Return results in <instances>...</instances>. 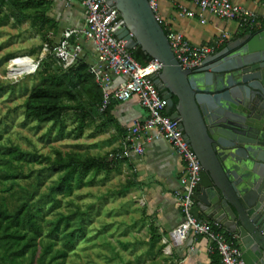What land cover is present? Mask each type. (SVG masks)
Returning <instances> with one entry per match:
<instances>
[{
	"label": "water",
	"instance_id": "1",
	"mask_svg": "<svg viewBox=\"0 0 264 264\" xmlns=\"http://www.w3.org/2000/svg\"><path fill=\"white\" fill-rule=\"evenodd\" d=\"M114 34L161 63L155 84L179 119L202 170L195 200L236 235L246 264H264V28L183 68L148 0H107Z\"/></svg>",
	"mask_w": 264,
	"mask_h": 264
},
{
	"label": "trees",
	"instance_id": "2",
	"mask_svg": "<svg viewBox=\"0 0 264 264\" xmlns=\"http://www.w3.org/2000/svg\"><path fill=\"white\" fill-rule=\"evenodd\" d=\"M48 10L49 5L45 0H0V26L8 21L21 24L29 20L30 26L37 29L43 39L37 46V52L41 53L45 43L49 48L55 44L53 36L58 29L55 20L48 16ZM164 30L167 31L165 28ZM246 31L242 29L240 34ZM255 31L257 30H251ZM131 52L140 64H145L151 59L140 47ZM13 56L7 55L4 61ZM38 59V66L44 63L45 68L37 71L39 81L25 91L22 103L25 119L33 118L39 123H51L56 127L57 140L70 134L64 130L68 114L76 118V136L82 134L84 128L93 123L98 115L102 118L101 126L107 124L108 119L104 117L117 101L113 100L103 112L99 111L102 92L89 73V64L85 58L79 57L67 67H63L51 51ZM173 100L172 111L175 110L176 95ZM6 151L10 152V148L6 147ZM115 151L116 149L93 155L78 151L62 153L57 150L56 156L52 158L37 151L17 148L15 153L20 159L29 162L47 161V166L38 169V175L47 169L50 172H59V177L43 192H40L41 188H1V191L7 193L0 194V264H64L78 240L86 234L82 210L76 205V210L68 213L58 212V215L51 219H47L45 215L60 206L58 195L71 193L74 182L80 185L88 175L99 172H105V175L113 171L120 172L121 164L127 158H110L109 154ZM27 176L5 171L0 174L3 180L14 181ZM90 181L91 179L88 182ZM40 182L41 178L38 176L36 186L41 185ZM118 190L120 193L128 191L127 182ZM148 242V264H162L158 261L162 248L161 234L151 231Z\"/></svg>",
	"mask_w": 264,
	"mask_h": 264
},
{
	"label": "rangeland",
	"instance_id": "3",
	"mask_svg": "<svg viewBox=\"0 0 264 264\" xmlns=\"http://www.w3.org/2000/svg\"><path fill=\"white\" fill-rule=\"evenodd\" d=\"M42 41L41 35L30 26L29 20L21 24L8 21L0 26V174L5 171L28 175L15 181L0 178V194L5 195L7 192L1 191V188L8 186L41 188L40 192H43L59 177V172L47 169L38 175V169L47 166V161L29 162L20 159L15 153L17 148L37 151L52 158L56 156L57 150L62 153L78 151L93 155L103 154L107 150L93 127L79 136L75 135L77 121L72 114L66 116L64 129L70 134L61 140L55 139L56 127L51 123L25 119L22 107L25 91L39 81L37 71L45 68L42 63L33 70L31 63L33 60L34 64H39L38 58L43 53L37 52V46ZM7 55L14 56L4 61ZM6 147L10 148V152L6 151ZM38 176L41 185L36 186ZM123 181V174L105 175V172H99L88 175L80 185L74 182L71 193L58 195L60 206L47 212L45 217L51 219L58 212H71L78 205L82 210L86 230L85 236L78 240L64 264L149 263L148 228L137 219L138 201L130 198L128 191L119 192ZM158 261H162L161 256Z\"/></svg>",
	"mask_w": 264,
	"mask_h": 264
},
{
	"label": "built area",
	"instance_id": "4",
	"mask_svg": "<svg viewBox=\"0 0 264 264\" xmlns=\"http://www.w3.org/2000/svg\"><path fill=\"white\" fill-rule=\"evenodd\" d=\"M193 1L199 8L201 21H204L203 13L209 12L220 18L235 21L239 30L246 29L251 32L264 26L255 10L233 0ZM79 2L84 9L85 26L81 30L70 28L65 31L62 38L51 48L45 43L41 53L44 56L46 52L51 51L63 67H67L73 64L82 52L81 43L74 42L71 37L81 35L92 41L97 51V61L88 65V71L102 92L99 111L103 112L113 100L122 101L133 96L138 98L146 110L144 118L133 120L121 149L111 153L110 157L122 158L129 157L132 153L142 154L146 141L159 138L166 140L183 162L181 188L177 194L182 219L169 231L172 240L179 243L190 234L201 236L208 240L209 251L219 255L218 264H246L236 244L235 234L227 232L218 222L200 218L193 212L196 203L195 192L201 178L202 167L195 151L184 136V131L178 127L179 119L171 116L173 112L171 108L167 111V99L155 84V76L160 72L161 63L151 58L147 63L140 64L133 58L131 52L133 49L128 48L125 41L114 34L115 28L120 24L119 11L115 6L109 5L107 0H79ZM148 2L155 12L158 1L148 0ZM177 12L180 16L195 14L183 4L178 6ZM166 30L175 58L186 69L200 66L203 58L215 53L228 35V32H221L211 43L195 44L179 31ZM31 63L35 70L38 64H34L33 60ZM112 75H123L125 80L112 87Z\"/></svg>",
	"mask_w": 264,
	"mask_h": 264
},
{
	"label": "crops",
	"instance_id": "5",
	"mask_svg": "<svg viewBox=\"0 0 264 264\" xmlns=\"http://www.w3.org/2000/svg\"><path fill=\"white\" fill-rule=\"evenodd\" d=\"M45 1L49 5L48 16L53 18L58 26L57 33L53 36L55 44L62 38L65 31L70 28L81 30L85 26L84 9L79 0ZM157 1L155 13L163 27L183 33L192 43H211L221 32H228L215 53L228 44H234L233 47H237L235 42L249 32L246 31L241 35L242 30L238 29L235 21L220 18L209 12L203 13L204 21H201L198 14L199 8L193 0ZM233 1L255 10L264 23V0ZM180 4L189 7L195 14L180 16L177 12ZM71 40L81 43L80 57L85 58L88 64L97 61V51L91 40L81 35L80 37L73 35ZM124 80L123 75H112L111 86L115 87ZM145 116V108L138 98L133 96L112 105L104 117L108 119L106 125L101 126L102 118L98 115L93 123L84 128V132L91 127L95 128L96 136L102 139L103 146L108 151L118 150L121 149L133 120ZM107 150L105 153H108ZM126 158L121 164L120 172L113 171L112 175L123 174L122 185L127 182L130 198L138 201L137 219L147 226L149 236L151 231L161 234L162 264L165 262L167 264H218L219 255L209 251V242L204 237L190 234L182 242L175 243L169 234V231L182 219L177 194L181 188L180 178L183 174V162L170 144L162 138L146 141L142 154L132 153ZM193 212L200 218L211 220L203 214L197 203L193 207Z\"/></svg>",
	"mask_w": 264,
	"mask_h": 264
},
{
	"label": "bare ground",
	"instance_id": "6",
	"mask_svg": "<svg viewBox=\"0 0 264 264\" xmlns=\"http://www.w3.org/2000/svg\"><path fill=\"white\" fill-rule=\"evenodd\" d=\"M16 65V64H15ZM33 68H34V65H33Z\"/></svg>",
	"mask_w": 264,
	"mask_h": 264
}]
</instances>
